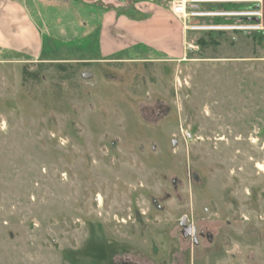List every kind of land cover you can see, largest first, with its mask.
<instances>
[{"label": "rangeland", "instance_id": "rangeland-1", "mask_svg": "<svg viewBox=\"0 0 264 264\" xmlns=\"http://www.w3.org/2000/svg\"><path fill=\"white\" fill-rule=\"evenodd\" d=\"M187 10L169 54L0 53V264H264V0Z\"/></svg>", "mask_w": 264, "mask_h": 264}, {"label": "crops", "instance_id": "crops-1", "mask_svg": "<svg viewBox=\"0 0 264 264\" xmlns=\"http://www.w3.org/2000/svg\"><path fill=\"white\" fill-rule=\"evenodd\" d=\"M158 1L119 14L78 0H0V53L38 59L46 46L64 44L81 46L87 61L169 54L182 43L183 27L160 3L172 0Z\"/></svg>", "mask_w": 264, "mask_h": 264}, {"label": "built area", "instance_id": "built-area-1", "mask_svg": "<svg viewBox=\"0 0 264 264\" xmlns=\"http://www.w3.org/2000/svg\"><path fill=\"white\" fill-rule=\"evenodd\" d=\"M229 0H172L169 3V9L174 14V16L181 22L184 31L187 30H198V31H206L214 29V27H209L202 25L200 23H193V20L200 17H212V16H221L225 13H213V12H199V11H191L188 12L187 10V4L192 3L195 6L199 4H214L218 2H225ZM227 14H235V13H227ZM218 28V27H217ZM226 28H232L230 26H223L219 27V29H226ZM236 29L235 27H233Z\"/></svg>", "mask_w": 264, "mask_h": 264}, {"label": "trees", "instance_id": "trees-1", "mask_svg": "<svg viewBox=\"0 0 264 264\" xmlns=\"http://www.w3.org/2000/svg\"><path fill=\"white\" fill-rule=\"evenodd\" d=\"M60 66V65H59ZM62 68V67H61ZM25 74H26V70H25Z\"/></svg>", "mask_w": 264, "mask_h": 264}]
</instances>
